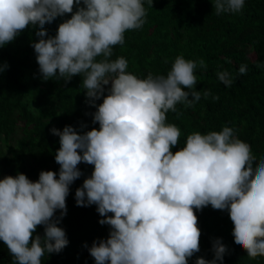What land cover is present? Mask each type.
Masks as SVG:
<instances>
[{
    "label": "clouds",
    "instance_id": "obj_1",
    "mask_svg": "<svg viewBox=\"0 0 264 264\" xmlns=\"http://www.w3.org/2000/svg\"><path fill=\"white\" fill-rule=\"evenodd\" d=\"M244 5L245 0H214L218 14ZM67 13L72 15L49 35L44 25ZM146 14L145 0H0V47L29 25L37 28L40 38L32 44L42 79L67 82L81 75L99 122L86 131L71 124L51 128L60 137L58 173L41 170L36 180L23 172L0 178V240L15 264H43L45 253L69 243L59 224L70 185L83 174L80 162L94 169L77 187L76 203L97 205L99 223L111 226L106 238L88 248L95 264H189L200 251L196 210L208 205L230 215L237 246L252 258L264 255V160L257 167L251 146L227 124L206 134L193 131L173 151L181 129L166 114L178 103L193 106L211 94L196 88L198 61L180 54L167 74L141 78L127 71L126 57L112 59L114 46L125 43L128 30L141 28ZM199 64L206 67L203 59ZM8 67L5 61L0 72ZM239 71L246 73L247 65ZM218 77L233 83L227 70ZM213 252L212 260L197 257L195 264H225L222 240L214 242Z\"/></svg>",
    "mask_w": 264,
    "mask_h": 264
},
{
    "label": "trees",
    "instance_id": "obj_2",
    "mask_svg": "<svg viewBox=\"0 0 264 264\" xmlns=\"http://www.w3.org/2000/svg\"><path fill=\"white\" fill-rule=\"evenodd\" d=\"M145 5L146 22L126 32L125 43L114 46L112 59L126 57L127 71L146 78L150 72L167 74L175 58L183 54L198 61L197 90H211L193 106L178 103L176 111L166 114L167 122L181 129L173 151L184 146L193 131L206 134L227 124L251 146L258 167L264 160V0H245L241 11L221 14L215 10L214 0H153V4L145 0ZM71 15L46 23L48 34L55 35L59 24ZM36 31L29 25L14 41L0 47V65L5 61L9 65L0 72V178L23 172L36 180L41 170L58 173L55 154L60 137L51 128L62 130L71 124L78 131H86L99 127L93 118L96 107L88 102L81 75L67 82L55 77L42 79L32 44L40 38ZM200 59L206 67L199 64ZM241 64L247 65L246 73H240ZM224 70L231 74V86L218 77ZM78 167L83 174L70 185L67 213L59 224L66 230L69 243L60 252L45 253L43 264H95L88 248L93 240L110 233L109 224L99 223L97 205L76 203L75 191L91 175L94 165L80 162ZM196 214L201 229L200 251L189 258V264H195L197 257L212 260L217 240L228 248L225 264H264V255L252 258L235 244L230 215L211 205L196 210ZM36 231L43 235L44 226L38 225ZM0 264H15L2 240Z\"/></svg>",
    "mask_w": 264,
    "mask_h": 264
}]
</instances>
